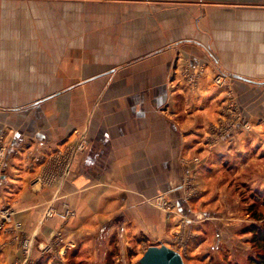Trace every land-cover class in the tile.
Here are the masks:
<instances>
[{
	"label": "crops",
	"instance_id": "crops-1",
	"mask_svg": "<svg viewBox=\"0 0 264 264\" xmlns=\"http://www.w3.org/2000/svg\"><path fill=\"white\" fill-rule=\"evenodd\" d=\"M230 93L250 130L226 132ZM4 146L0 264L194 261L244 205L231 177L264 193V0H0Z\"/></svg>",
	"mask_w": 264,
	"mask_h": 264
},
{
	"label": "rangeland",
	"instance_id": "rangeland-1",
	"mask_svg": "<svg viewBox=\"0 0 264 264\" xmlns=\"http://www.w3.org/2000/svg\"><path fill=\"white\" fill-rule=\"evenodd\" d=\"M252 151H254V149ZM257 163L260 164L259 162ZM258 164L256 167H259ZM251 167H253V165H251ZM249 178L252 179L253 177ZM261 178L262 181H264V176ZM236 179V177H231V180L234 181L233 183H237V194L239 199L243 200L244 205L239 202V205L230 207L229 210L234 215L231 216L229 222V232L225 230L223 232H219V240L217 239V241L216 236H214V233L212 232L211 246L207 247L205 250L203 249L202 255L197 259H194V261L185 257L187 264H249L250 259L256 258L260 252L259 247L255 246L251 242L254 234L248 232V230L251 231L254 227L255 229L264 231V193L254 190L247 182L238 183ZM235 204L237 203L235 202ZM236 211H239V216L242 219L244 217L246 221L243 226H240L243 233L246 235L245 243H243L244 239H238L240 237L237 230L238 226H232V223H237L236 219L238 218V214L235 213ZM257 218H259V220H257ZM214 229L217 230L216 227ZM133 247L134 248H126V250L125 248L123 250L121 248L117 249L116 264H140L138 257L140 255L143 256L145 249L143 250L142 245L141 253H139L136 250V246L134 245Z\"/></svg>",
	"mask_w": 264,
	"mask_h": 264
},
{
	"label": "built area",
	"instance_id": "built-area-1",
	"mask_svg": "<svg viewBox=\"0 0 264 264\" xmlns=\"http://www.w3.org/2000/svg\"><path fill=\"white\" fill-rule=\"evenodd\" d=\"M191 80H193V77L189 76ZM229 78L224 77L223 75L217 76L215 79V85L218 88H229L230 85L228 84ZM230 100L231 103L227 107V120H226V132L230 133V131L236 130L239 126L243 130H249L248 123L244 122L242 113L240 112V109L238 107L237 101L235 100V97L232 93H230ZM88 146V140L83 136L81 137L80 141L71 149L72 154H77L84 152L87 149ZM6 147H2L0 149V158L5 157L6 154ZM154 205L157 206L159 209L164 211L165 213H171L173 210L172 203L168 200V197L165 195H161L160 197H157L154 201ZM15 213L12 210L9 209H1L0 210V231L4 230L6 228V225L12 223L13 216ZM48 217H52L54 215L53 211H49L47 213ZM16 228H21V223L15 224ZM30 245V241H25L24 246L27 249ZM51 247H48L47 249H50Z\"/></svg>",
	"mask_w": 264,
	"mask_h": 264
},
{
	"label": "water",
	"instance_id": "water-1",
	"mask_svg": "<svg viewBox=\"0 0 264 264\" xmlns=\"http://www.w3.org/2000/svg\"><path fill=\"white\" fill-rule=\"evenodd\" d=\"M149 1H166V0H149ZM226 78L235 80H243L236 75H223ZM241 128L240 126L237 128ZM140 264H185L183 256L176 250L166 246H150L144 252L142 258L139 260Z\"/></svg>",
	"mask_w": 264,
	"mask_h": 264
},
{
	"label": "trees",
	"instance_id": "trees-1",
	"mask_svg": "<svg viewBox=\"0 0 264 264\" xmlns=\"http://www.w3.org/2000/svg\"><path fill=\"white\" fill-rule=\"evenodd\" d=\"M257 220H259V218H257ZM248 232L254 234L251 242L260 249L257 257L251 258L249 264H264V231L253 227L251 231L248 230Z\"/></svg>",
	"mask_w": 264,
	"mask_h": 264
}]
</instances>
